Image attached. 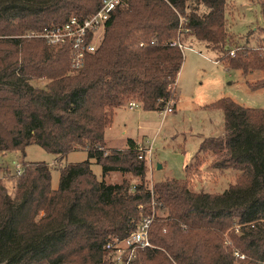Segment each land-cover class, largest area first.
<instances>
[{"label": "trees", "instance_id": "16d2710c", "mask_svg": "<svg viewBox=\"0 0 264 264\" xmlns=\"http://www.w3.org/2000/svg\"><path fill=\"white\" fill-rule=\"evenodd\" d=\"M103 1L0 0V153L38 145L62 157L76 150L89 157L62 167L55 190L43 162L23 161V173L14 175L15 198L0 179V264H115L108 243L138 230L153 204L168 216L155 215L151 247L137 249L129 264H264V110L229 98L212 105L223 112L224 134L204 139L196 159L211 153V169L240 172L222 193L196 192L176 179L151 189L139 146L130 141L121 151L105 143V130L126 101L145 111L169 103L175 109L184 62L183 51L171 45L178 32L220 50L218 59L245 75L264 72V51L247 44L231 56L228 0H123L100 47L72 69L71 45L41 36L93 16ZM42 80L43 87L32 84ZM250 87L263 89L264 79ZM91 160L103 177L129 173L141 183L107 185ZM229 230L247 260H236L225 245Z\"/></svg>", "mask_w": 264, "mask_h": 264}, {"label": "rangeland", "instance_id": "374dc122", "mask_svg": "<svg viewBox=\"0 0 264 264\" xmlns=\"http://www.w3.org/2000/svg\"><path fill=\"white\" fill-rule=\"evenodd\" d=\"M262 4L264 0H228L226 28L231 39V56H235L237 47L247 44L261 53L264 51ZM104 35L105 32L98 36L97 48ZM174 41L186 47L174 89L177 94L175 109L168 112L167 108L174 105L169 103L162 111H145L138 102H135L138 107L130 109V102L126 101L125 106L117 110L111 126L105 130V143L108 149L125 151L129 142L134 141L139 146V155L146 162L148 173L144 181L151 189L157 182L176 179L187 180L189 188L196 192L222 193L229 185L236 184L240 172L211 169L210 165L215 160L211 153H204L196 159L204 139L224 134L223 112L212 108V105L220 99L229 98L246 108L264 110V88L252 90L250 87V83L264 79V72L254 70L245 75L241 70L227 68L218 59L224 56L220 50L207 48L206 43L184 33L178 32ZM71 68L78 69L73 61ZM32 84L43 87L46 81H33ZM88 159L84 150L62 157L38 145H31L23 151L0 153V179L7 194L15 198L16 164L23 161L43 162L51 167V186L55 190L59 187L62 167ZM91 163L93 173L107 185L125 181L131 185L141 183V178L129 173L111 172L103 177L102 167L93 160ZM158 166H161L160 170ZM154 207L153 204L151 221L156 216H168V211ZM229 232L224 235L225 239L229 238Z\"/></svg>", "mask_w": 264, "mask_h": 264}, {"label": "built area", "instance_id": "2783aa9c", "mask_svg": "<svg viewBox=\"0 0 264 264\" xmlns=\"http://www.w3.org/2000/svg\"><path fill=\"white\" fill-rule=\"evenodd\" d=\"M123 4V0H104L101 9L93 16L84 20L72 18L64 26L55 28L41 37L52 45L69 43L71 45L72 61L76 68H80L84 57L97 50L98 39L105 32L106 24L111 14L117 8L122 7ZM171 45L178 46L182 51L186 49L177 41H173ZM129 106L130 109L138 107L135 102H131ZM172 110L173 107L167 108L168 112ZM140 159H143V157L140 156ZM23 170V162L16 164L15 174L17 176L21 175ZM150 223V219L144 221L138 230L132 232L125 240H114L108 243L107 248L112 250L115 264H129L135 257L137 249L151 247L149 238ZM236 233H238V228H236ZM225 245L233 249V255L236 260L245 261L248 259L247 255L234 249L233 243L229 238L226 239Z\"/></svg>", "mask_w": 264, "mask_h": 264}, {"label": "water", "instance_id": "95a60500", "mask_svg": "<svg viewBox=\"0 0 264 264\" xmlns=\"http://www.w3.org/2000/svg\"><path fill=\"white\" fill-rule=\"evenodd\" d=\"M158 169L160 170L161 169V166H158Z\"/></svg>", "mask_w": 264, "mask_h": 264}]
</instances>
